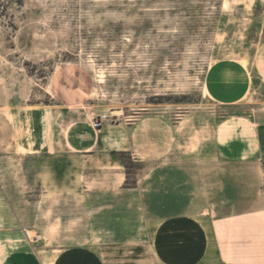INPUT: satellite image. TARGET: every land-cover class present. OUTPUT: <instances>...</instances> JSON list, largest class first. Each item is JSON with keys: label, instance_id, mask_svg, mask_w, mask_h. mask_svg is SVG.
Masks as SVG:
<instances>
[{"label": "rangeland", "instance_id": "374dc122", "mask_svg": "<svg viewBox=\"0 0 264 264\" xmlns=\"http://www.w3.org/2000/svg\"><path fill=\"white\" fill-rule=\"evenodd\" d=\"M0 1L1 104L83 102L69 123L105 114L132 129L88 154L0 145V264L83 246L105 264H158L168 219L194 216L215 248L240 209L264 207V0ZM60 119L45 116L46 138Z\"/></svg>", "mask_w": 264, "mask_h": 264}, {"label": "crops", "instance_id": "0c3cea01", "mask_svg": "<svg viewBox=\"0 0 264 264\" xmlns=\"http://www.w3.org/2000/svg\"><path fill=\"white\" fill-rule=\"evenodd\" d=\"M83 104L65 103L59 106L58 112H47L44 109L29 110L23 107V100L6 105L0 103V112L7 115V119L2 118L3 124L7 126L3 134H0L2 150L21 156L24 148L27 153L47 151L63 157L108 150L117 144L122 145L124 135H129L132 129L124 130L121 124L96 130L92 126L94 116L74 118L73 122H68L73 118L71 111ZM49 113H58V117L61 116L60 122L67 124L60 131L56 128L52 136L46 138L43 122ZM27 115H30L32 120L29 130L33 139L32 149H28L26 141L23 140V117ZM258 121L260 129L257 151L260 160L264 161V116L258 118ZM132 125L138 124L130 126ZM59 126L61 127V124ZM241 205L237 204L238 207ZM198 213L197 211L195 216L200 215ZM233 216L234 219L224 227L222 235L215 239L217 250L202 223L198 219H191L194 216L181 213L168 219L158 230L152 261L158 264H206L208 260H224L228 264H264V207L248 210L243 208ZM4 264L40 263L33 256L18 255L9 258ZM53 264H105V261L93 249L83 246L62 251Z\"/></svg>", "mask_w": 264, "mask_h": 264}, {"label": "built area", "instance_id": "2783aa9c", "mask_svg": "<svg viewBox=\"0 0 264 264\" xmlns=\"http://www.w3.org/2000/svg\"><path fill=\"white\" fill-rule=\"evenodd\" d=\"M108 119H109L108 116L105 114H101L97 116V118L93 122V127L96 130H101L102 128H104L105 123L108 121Z\"/></svg>", "mask_w": 264, "mask_h": 264}, {"label": "trees", "instance_id": "16d2710c", "mask_svg": "<svg viewBox=\"0 0 264 264\" xmlns=\"http://www.w3.org/2000/svg\"><path fill=\"white\" fill-rule=\"evenodd\" d=\"M0 4H1V1H0Z\"/></svg>", "mask_w": 264, "mask_h": 264}]
</instances>
